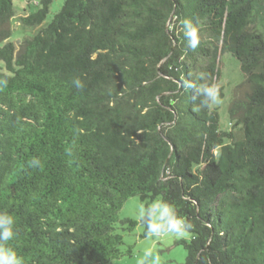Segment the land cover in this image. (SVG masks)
I'll list each match as a JSON object with an SVG mask.
<instances>
[{
    "label": "trees",
    "instance_id": "1",
    "mask_svg": "<svg viewBox=\"0 0 264 264\" xmlns=\"http://www.w3.org/2000/svg\"><path fill=\"white\" fill-rule=\"evenodd\" d=\"M51 2L22 23L42 24ZM14 14L0 0V212L24 264L119 258L117 224L139 223L119 216L133 196L191 222L183 264H264V0H65L18 47ZM226 53L243 76L229 132L184 87L222 95Z\"/></svg>",
    "mask_w": 264,
    "mask_h": 264
},
{
    "label": "rangeland",
    "instance_id": "2",
    "mask_svg": "<svg viewBox=\"0 0 264 264\" xmlns=\"http://www.w3.org/2000/svg\"><path fill=\"white\" fill-rule=\"evenodd\" d=\"M40 0H14V16L11 19L12 36L11 40L18 47L20 42L26 38L35 36L42 28L46 27L53 16L60 11L65 0H52L49 8V14L46 20L35 26H28L22 23L21 18L38 10ZM224 73L220 84L222 95L220 103L214 105L220 114V124L224 131H232V125L229 117V104L233 96L235 86L242 81V73L240 70L239 61L230 53L223 55ZM235 135H241L240 131L234 130ZM230 142V140H227ZM159 199L148 198L143 201L140 196L130 197L119 216L120 219L132 218L139 223L133 228H129V224H117L116 231L123 235L124 243L120 246L122 255L119 258L113 259L109 264H138V260L142 257L146 248H152L155 253H158L161 258V264H183L188 256V251L181 241H190L192 235L187 238L176 239L174 236L165 237L158 240L155 237L146 235V227L138 220L137 212L141 204L147 206ZM131 248V253L129 249Z\"/></svg>",
    "mask_w": 264,
    "mask_h": 264
},
{
    "label": "clouds",
    "instance_id": "3",
    "mask_svg": "<svg viewBox=\"0 0 264 264\" xmlns=\"http://www.w3.org/2000/svg\"><path fill=\"white\" fill-rule=\"evenodd\" d=\"M184 38L187 41L188 48L195 50L200 44L199 29L193 23L191 18H184L180 21ZM6 83V81H4ZM77 88H82V82L79 78L73 80ZM184 87L194 89L195 95L202 97L201 104L205 107H211L220 103L219 91L214 85L201 84L197 86L192 81H185ZM39 160L34 158L31 166H39ZM138 220L146 227V235L162 240L168 236H174L176 239L187 238L189 230L193 227L191 222L179 216L173 205L165 201H154L145 206L140 205L137 212ZM15 218L7 213L0 212V264H24L23 257L8 247V242L14 239ZM138 264H161V258L152 248H146Z\"/></svg>",
    "mask_w": 264,
    "mask_h": 264
}]
</instances>
